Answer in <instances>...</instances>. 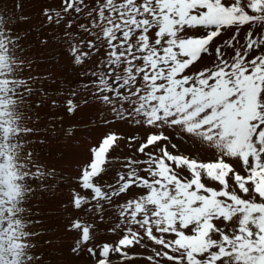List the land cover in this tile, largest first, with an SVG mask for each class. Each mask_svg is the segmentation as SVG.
I'll return each instance as SVG.
<instances>
[{
  "label": "snow or ice",
  "instance_id": "obj_1",
  "mask_svg": "<svg viewBox=\"0 0 264 264\" xmlns=\"http://www.w3.org/2000/svg\"><path fill=\"white\" fill-rule=\"evenodd\" d=\"M43 15L49 24L64 21L75 64L92 60L96 110L112 114L100 122L148 129L135 148L144 159L110 158L121 137L109 131L77 177L86 191L72 195L75 209L102 214L105 204L124 200L110 229L122 237L116 246H102L98 264H108L113 250L128 256L122 250L137 245L147 252L144 264H264V0H60L58 10L45 8ZM74 28L79 33L68 31ZM210 52L213 66L194 71ZM68 105V112L75 110L71 100ZM167 129H178L196 151L197 145L215 149L217 158L203 162L169 150L177 146ZM110 167L115 182L104 184ZM4 169L0 165V196L11 200L15 189L18 198ZM184 169L190 178L181 175ZM44 175L37 169L33 178ZM70 227L78 253L93 239L94 224L77 219ZM7 235L0 231V264H39L25 255L27 243H14L34 233L9 236L5 247ZM87 251L95 255L94 248Z\"/></svg>",
  "mask_w": 264,
  "mask_h": 264
},
{
  "label": "rangeland",
  "instance_id": "obj_2",
  "mask_svg": "<svg viewBox=\"0 0 264 264\" xmlns=\"http://www.w3.org/2000/svg\"><path fill=\"white\" fill-rule=\"evenodd\" d=\"M59 5L60 0H0V165L5 166L6 181L19 189L18 198L15 189L11 200L0 196L5 201L0 205V231L8 233L2 237L5 247L9 236L30 237L34 233L30 241L14 243H27L25 255H35L39 264H95L103 259L102 246H116L122 237L119 230L110 229L119 222L117 205L124 200L116 198L115 203L105 204L102 214L75 209L72 195L86 191L78 186L80 169L87 162L90 149L109 131L121 137L110 158L117 162L125 157L144 159L135 148L148 129L115 119L110 125L100 122L102 116L111 119L112 114L96 110L92 60L75 64L70 40L64 34V21L60 25L49 24L43 15V9L58 10ZM68 31L79 33L75 28ZM204 31L190 29L189 33L201 35ZM231 34L218 38L217 46ZM243 35L242 32L241 41ZM225 52L232 54L230 49ZM93 59L99 61L101 57ZM214 62L215 55L210 52L193 70L212 67ZM69 100L75 105L72 112H68ZM31 129L34 131L30 133ZM165 134L177 146L172 149L168 145L173 152L192 154L203 162L217 158L215 149L206 145H197L199 151L193 149L191 141L178 129H167ZM130 137L136 138L131 144ZM150 150L159 154L157 149ZM229 162L239 168L235 161ZM37 169L45 174L42 178H33ZM181 175L190 178L187 169ZM114 182L115 172L110 167L102 183ZM205 182L218 187L206 177ZM137 194H141L140 190ZM77 219L94 224L93 239L73 253L78 234L70 225ZM145 243L147 251H151L154 245L146 238ZM89 247L95 249L94 256L87 251ZM122 251L128 256L113 250L108 264H144L147 252L143 247Z\"/></svg>",
  "mask_w": 264,
  "mask_h": 264
}]
</instances>
